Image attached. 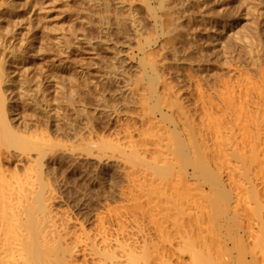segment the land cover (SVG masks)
Instances as JSON below:
<instances>
[{
    "label": "bare ground",
    "instance_id": "6f19581e",
    "mask_svg": "<svg viewBox=\"0 0 264 264\" xmlns=\"http://www.w3.org/2000/svg\"><path fill=\"white\" fill-rule=\"evenodd\" d=\"M40 1L0 0V264H264V59L255 54V47L246 46L249 49L241 58L244 68L233 54L226 57L223 51L225 55H221L219 35L237 39L231 19L220 24V31L209 28L212 54L218 57H214L215 67H220L221 73L216 75L212 64L207 65L209 61L204 65L203 56L200 60L192 56L201 48L187 44L186 37L190 38L182 30L190 0H175L171 7L172 0H114L112 18L106 0L102 4L89 0L94 8L103 6L110 14L96 11L91 15L104 37H99L100 45H112L110 38L106 39L111 36V21L118 35L127 37L124 49L121 51V46L113 53L114 61L125 66L110 67L102 77L121 86L126 103L140 110L135 118L130 115L132 125L126 121L125 126L123 120L129 119L121 118L122 112L116 114L108 104L110 109L104 112L109 122L105 121L107 128L103 126L102 131L115 123L132 130L123 128L121 141L98 136V143L92 146V135L107 134H99L101 131L89 123L80 130L70 123L68 113L43 108L36 97L41 91L38 79H31L39 83L29 90L16 79L20 74L34 77L29 75L31 64L24 56L27 51L35 56L38 50L29 46L16 28L9 31L1 25L33 29L39 13L48 24L49 12L60 0ZM193 1L201 10L213 4L212 0ZM70 2L62 0L64 19L71 22L76 14L72 7L70 10ZM137 6L143 7L154 25L152 37L144 35ZM257 6L249 8L264 24V11ZM122 9L128 15H123ZM71 28L70 37L83 40ZM59 37L53 40L54 46L64 61L72 60L74 43L64 37L62 44ZM181 69L186 72L181 74ZM166 72L175 77L168 78ZM28 76L24 82L29 83ZM90 80L85 79V90L89 82L97 87ZM61 83L62 89L57 90L63 92L67 84ZM71 101L63 104L72 107ZM21 104L30 106L29 112L25 110L29 114L26 120L23 112L22 116L18 112ZM28 123L40 128V133L30 132ZM52 133L56 138L65 135L67 141L81 142L67 146ZM84 133L91 141L84 140ZM111 173L117 180L115 186L105 185ZM71 175L78 177L72 180L77 186L72 185ZM70 185L80 191L85 186L88 191H79L82 215H78L80 210L78 214L69 210L66 193Z\"/></svg>",
    "mask_w": 264,
    "mask_h": 264
},
{
    "label": "rangeland",
    "instance_id": "374dc122",
    "mask_svg": "<svg viewBox=\"0 0 264 264\" xmlns=\"http://www.w3.org/2000/svg\"><path fill=\"white\" fill-rule=\"evenodd\" d=\"M38 1L41 2L40 0H38ZM60 1L55 2L58 5L56 4L57 6L55 5L54 6L55 8L52 9L53 11L58 10L57 12H53L52 10H50L53 13L52 12H49L50 13V16H52V17H50L51 19L48 21V24H47V22L45 23V21L42 19V16H41L42 14L41 15H39L40 13L39 14H36V18L34 19V22H33L34 23L33 26L34 25L35 26L33 27V29L30 28V29H32L30 32L27 31L29 28H21L19 26L14 27V24H12V23H10L11 25H9V23L2 24L1 25V26H3L4 29L6 28V30L8 28L9 31H13L14 28H16L17 30L16 29L15 30L18 31V32H20L21 33V36L23 38H25L27 41H29L28 42L29 43V46H31V45L33 47L36 46V48L38 50V53H39V54L37 53L35 56L32 55V54H31L32 55L31 56L28 51H27L28 53L25 52L26 55L24 53L25 60L27 62L30 61L28 64H31L30 65L31 66L30 67L31 68V71H30L31 73H29V75H32V77L34 76L33 78H29L30 76H28L26 74V76H28V78H29V79L27 78L29 80L28 81L29 83L24 82V79L26 78V76L24 74H22V76L20 74L21 78H19L20 76H18V77H16V79L17 80L19 79V81L21 80L20 83L23 85V87L21 85H20V87H22L25 90H29L30 87L32 85H34L33 83L36 84V83H39L40 82L39 84H40V87L41 88L39 86L38 87L41 89V91L39 90L40 93H37L36 97H38L41 100V101L40 100L39 101L41 102V105H42L43 108H49V109L59 108V109H61V111L65 112V114L68 113L66 115H68V119H69L70 123L73 124L75 127H77L80 130L84 128V124H88L89 123L88 125L94 126V129L97 128L99 130V132L101 131L99 133V132H97L98 130L96 129V132L97 133H99V134H103V133L107 134V135H97V136L96 135H92V137H91L92 138V142L91 143H93L92 146H96L95 143L96 144L98 143L97 141H99V139H100V138H98V136L99 137H102L103 139L108 140V141H111V140L112 141H116V140L118 141V140H120V138L122 140L123 136H125L124 135L125 134L124 129L127 128L129 130L130 127L129 128L128 127H125L124 128V126H123L122 128H120L116 123L114 124V126L113 125L109 126V123H108V126H109V129L108 130H110V131L106 130L107 133L102 131V130H104L103 128L105 126H106L105 129L107 128V123L106 122H109V120H107L109 116L106 114L107 113L106 110L108 111L110 108L111 109L114 108V111L117 110L115 112L116 114L117 113L120 114L122 112V114H120L121 118L124 117V115H125L126 118L129 119V120H123V121H125V123H126V121H127V123L130 122L129 124H131V125H132V123H131L132 121L130 119L131 118L130 115L133 114L132 115V118H135L134 116H136V112L140 113L139 112L140 110H139L138 107L132 106L131 104L126 103V101L128 100V98L126 97L125 93L122 92V90L119 89L121 86H118L119 87L118 88L116 86V84H114V83H113L114 85L107 83L106 81H104V78L102 76H103V74L108 73V69L110 67H115L118 64L120 65V66L118 65L120 68L123 67V66H125V65L122 66V64L117 63V62L114 61L115 60V57H114V54L113 53H117V51H119V48L121 46L122 47L120 48V50L122 51V49H124V47H125L124 44H126L125 42L127 41L126 40L127 37H123L121 35H118V33L116 31V28H114L115 26H113L112 21H111L110 26H109L111 28V29H109V31H110L109 35H111V36L110 37H107L106 39L109 40V38H110L109 42L111 41L112 42V45L110 43H109V45H106V46L105 45L104 46L103 45H100L98 43L99 42V39L100 38L104 39V37H102L100 35V31L99 30H98L99 32L97 31V29H98L97 28V25H96L97 19L94 18V17L92 18V16H91L92 13L93 14L99 13V14H105V15L106 14L107 15H110L111 14L112 16L110 15L109 18H112L113 15H114V13H115V12H113V11H115V2H114V0H106L108 2L109 7H110V8H108L110 14H108L109 13L108 10H107V13L103 11V9H104L103 6L97 5L96 7H99V8H96V7L94 8L92 5H90L91 4V1H89V0H71V2H70L71 3L70 4L71 6L69 5V8L72 7L73 10H74L73 11L74 12L73 15L76 14V15H74L76 17L73 16V18L71 19V22H72L71 23L69 21V19L67 21L64 19V16L66 15L65 14L66 13V8L63 9L64 8L63 7L64 6L63 5L64 3H62V0H60ZM102 1L103 0H99L100 4L103 3ZM172 1L168 4L170 7L173 6L175 4V2H176L175 0H172ZM218 1L219 0H212L211 2H213V4H211L209 7L203 8L201 10V8H198L199 6L197 7V5L195 4V2L193 0H190V3L192 5L190 4V6H188L187 13L185 15L186 18L183 17L182 18L183 20L181 19L182 21H184V22H182V25L183 26L181 25L182 30L184 28V32H185L186 36H188L191 39V40L190 39L187 40V37H186V41H188L187 44H190L191 43L192 45L191 44L190 45L193 46L194 48L195 47L201 48V49H198V51L199 50H200L199 52L202 51L201 53L203 54L202 55L201 53H199L197 51V52H195L197 54L194 55L195 54L194 53L192 56H194V57L197 56L196 58L199 59V60L201 59L202 56H203V58H205V60H207V58H208L207 62L202 58L204 60V63H205L204 65H206V63H208V61H209V63L207 65L210 66L212 64L210 66L211 70L214 71L215 74L217 73L216 75L221 74L220 73V70L218 69L220 67H217V68L215 67L216 66L215 64H217V59H215V58H218V57H216L217 54L215 52H214V54H212L213 53L212 52L213 49H212V44H210V43H212L213 33H211L210 29L211 30H216V29L219 28L218 31H220V28H221L220 24L221 23L223 24L224 21H226L228 19H231V21L233 22V26H234V29H235V33H236L235 38H237V39H227V38H224L223 36L221 37L222 34L219 35L220 40H221V43L223 41V43L221 45L222 47L220 48V50H222L221 55H225L224 52L227 53L226 55H228V54H231L232 55L233 54L234 60H236L235 62L240 63V64L242 63V66H243V63H244V62H242L243 59L241 61V58H243V54L246 55V50H247L248 47H250V46L253 47L254 46L255 47V52H256L255 54L258 53V55H261L260 57L263 60L264 59V57H263L264 56V24H262V22L259 23V21L255 17L256 16L255 13H253L254 11H252L249 8V6L252 8L253 4L255 6L258 4L257 7H260L261 11H264V5H263L264 4V0H241V1L240 0H220L219 2ZM223 2H225L226 4L223 3ZM240 2L243 3V4H241ZM82 3H83V5H82ZM259 3H261V4H259ZM87 5L90 6V7H88ZM111 5H113V6H111ZM220 6H222L223 9ZM82 7L83 8L85 7V8L83 9ZM72 8L70 9L71 11H72ZM215 8H217V9H215ZM247 8H249V9H247ZM86 9H88V10L85 11ZM81 10L83 11V13L85 11V13L83 14L81 12ZM214 10L216 12H214ZM88 11H89V13H88ZM135 11L137 12V15L139 16L140 20L142 21V25L144 26V31H145L144 32V35L146 37L148 35H149L148 37H152L151 35H154V30H155L154 29V25H153L152 21L150 19H148L147 15H146V12L143 10V7L137 6L136 9H135ZM189 11H191V12H189ZM202 11H203V13H200ZM217 11L220 12V13L218 14ZM121 12H122L123 15L124 14L128 15V11L126 9H122ZM37 16H38V18L41 16L40 17L41 19L39 18V20H38ZM203 16H205L203 18L204 19L203 22H205L206 25L202 22V17ZM73 19L74 20L76 19L77 22L74 21ZM205 19H206V21H205ZM35 20H36V22H35ZM41 20H42L43 23L41 22ZM69 25H72V28L74 27L73 30L76 31V32L74 31L75 32L74 34L77 35V37H79V38L80 37L83 38L84 41L83 40H79L77 42V40L75 41L73 39L72 35L70 37L71 31L70 30L68 31V29H70L71 27ZM6 26H8V27H6ZM68 26L70 28H68ZM205 28L206 29L208 28L207 29V32L205 31L206 30ZM10 29H12V30H10ZM19 29H21V30H19ZM208 30H209V32H208ZM209 33H211V34H209ZM58 36H60L59 38H61L62 44L65 43L64 37L67 38L68 40H70V43L71 44L74 43V44H72V46H73L72 54H71L72 56L70 57V59H72V60H69V61H71V63H68L69 61H67V62L64 61L65 58L63 59V56L60 53V51H58L57 50V47L54 46L53 40L55 39V37H58ZM192 39H194V40H192ZM9 40H12V39L9 38ZM230 40H232V41H230ZM247 43H248V45H246ZM113 44L114 45H117L118 44V45L117 46H114ZM257 44L260 46V48H258V51L261 54H259V52L257 51V47H258ZM100 46H102V47H100ZM108 46L109 47H112V49L111 48H108V50H107L106 47H108ZM187 46H189V45H187ZM191 46L189 48L187 47V49L185 47V49L188 50V49L192 48ZM246 46H248V47H246ZM113 47L114 48L116 47L117 49H114ZM244 48H246V49H244ZM225 49H228V50H225ZM109 50H110V52H109ZM112 50H114L115 52L112 51ZM227 51H229V53ZM119 54H121V53H119ZM210 55H213V56L210 57ZM231 55H228L226 57H230ZM240 55H242V56H240ZM206 56H207V58H206ZM237 57H239V58H237ZM239 59H240V61H238ZM244 59H245V57H244ZM68 65H71L72 71H71V69L69 70L70 66H68ZM244 65H245V63H244ZM56 66H59V68L58 67L56 68ZM245 67L247 68V66H245ZM126 68H128V67H126ZM183 68L186 69L187 66H185ZM78 69L80 71H78ZM81 69H83L82 71L84 72V75H83V72L81 71ZM182 69H181L180 72H181V74L182 73L184 74V70L185 69L183 70V72H182ZM44 70L46 71V73H45ZM187 70H188V68H187ZM85 71H87L88 73L85 72ZM128 71L131 74L133 73L132 70H128ZM72 72H74V73H72ZM185 72H186V70H185ZM47 73H51V74H47ZM169 73L170 72H166V74L168 75V78H172L173 79L175 77V74H173V76H172V74H169ZM85 74H86V76H85ZM88 74L90 76H88V78H86ZM63 75H64V77H62ZM78 75H79V78H78ZM46 76H48V77H46ZM56 76L57 77L59 76V77L57 78ZM65 76H66V78H68L67 79L68 81L66 80ZM71 76H74V77L69 78ZM98 76H99L100 79L98 78ZM60 77H61L62 83H61ZM89 77L91 79L90 81H93V82L95 81L97 83V84L95 83L97 85V87H96L97 89L95 88V85L93 83L91 84V82H89L90 83L89 89L88 88H87L88 90L87 89L86 90L84 89L83 86L85 85V79L86 80H89ZM81 78H83V79H81ZM31 79H34V80H37L38 79L37 81H39V82H37V81H33L32 82ZM102 79H103V81H102ZM53 80H55V81H53ZM76 80L78 82H76ZM50 81H52V82L50 83ZM58 82H59V84L61 83V85L64 84V83H66L67 84L66 87H65V84L63 85L66 89H67V87H70V88H68V89H70V95L68 94L69 93V90L68 89L67 90L65 89V91H64V87H63V92H62V90H61L62 87L59 86ZM67 82H69L70 84L67 83ZM74 82H76V83H74ZM81 82H84V83H81ZM75 86L78 87V88L76 89ZM59 87L61 88L60 89L61 91L60 90H57V88H59ZM82 89H83V91H80ZM89 90H90V92H89ZM87 91L89 92V94L87 93ZM82 92H85L87 94H84ZM74 93L75 94L77 93L78 95L80 93L81 95H79V97H81L83 95L85 97L79 98V97H77V94L75 95ZM68 95H69V97H67ZM65 98H66V101H65ZM95 98H97V99H95ZM67 100L68 101H71L72 100L71 101V102H73L72 103L73 104L72 107H73V110H75V111H76V108H77V111L76 112H74L73 110H71L72 107H67L66 104H63V102H67ZM81 102H83V104ZM86 102H87V104H86ZM76 103H78V104H76ZM122 104H124V105H122ZM24 105H23V107H22V104H21V106L19 105L18 112H19V115L21 114L20 116H22V113H20V112H23L24 115L22 117L25 116V120H26V119H28L26 117L29 115L28 112L30 110H28V108H30V106H29V104H28V106L26 104L25 105V108H24ZM107 105L110 108H108ZM101 107H103V111H102V108ZM104 107H107V108H104ZM84 108H85V112L87 114L85 112L83 113ZM115 108H117V109H115ZM25 110H27L28 112L25 111ZM79 110H81V111H79ZM104 110H105L106 113L104 112ZM126 110L129 111V112H127ZM131 110H132V112H131ZM79 112H82L83 115L80 113L82 115V117L79 116L80 115ZM76 114H77L78 117H75ZM22 117H20V118H22ZM85 118H86V120H85ZM22 120H24V118ZM87 120L88 121L90 120L91 122L90 121L87 122ZM31 121H29V122H31ZM44 121L45 120L43 119L42 122H41L43 125H45L43 123ZM125 123H123V124H125ZM127 123L125 124V126L126 125L128 126ZM110 124H113V123L111 122ZM33 125L35 126V124H33ZM33 125H32V123H31V125L29 124L30 127L32 126V130H30V132L40 133V128H36L35 129V127ZM80 126H81V128H80ZM112 128H114V129H112ZM44 129L45 128L43 127V130ZM121 129H122V131H121ZM130 130H132V128ZM123 131H124V133H123ZM44 132H45V130H44ZM111 133H112V135H111ZM52 134L56 135L55 133H52ZM84 134L86 135V133H84ZM83 135H78V138L82 137ZM85 135L83 136V138L85 137L84 140L88 141L90 138L86 139V137H89L90 135L89 136H87V135L85 136ZM135 135H134V138L137 139L138 136L137 135L135 136ZM64 136L65 135H63V136L60 135L58 137L59 138L58 139V138H56L57 137V135H56L55 136V139H58V141H60V143H64L65 145L68 143L67 146H70L69 144L74 145V147L77 146V144H79L81 142L80 139L78 141H75V140H73L71 138L70 139L68 138V141H67V138H65L66 136L65 137ZM90 141H91V139H90ZM106 177H108V178H106L107 183H105V185L106 184L111 185V186H115L116 185V181L117 180L115 179L116 177H114L113 173H111L110 176L107 175ZM70 178H71L70 181L72 182V180L74 178H78V177L77 176L75 177L74 175H71ZM74 180H77V179H74ZM75 183H76V181L75 182L73 181L72 182V185L73 186H75V185L77 186V184H75ZM80 183H79V185H80ZM72 185H70V187H69L70 188V190H68L69 192L66 193V201H68L67 202V205L69 206V208L71 207L70 209L69 208L68 209L70 211H72L74 214H78V212L80 210L79 209V204L80 203H79L78 199H80V197H81V196L79 197V194H80V192L81 193H84V191H85V193H86L88 191H86L85 186L84 187L81 186V188H80L81 191H80L79 188L77 190V187L74 188ZM82 188H83V190L84 189L85 190L82 191ZM91 188L93 189V187H91ZM77 195H78V197L76 198ZM81 199H83V198L81 197ZM73 204L77 205L78 207L76 208V206L73 205ZM82 213H81V210H80V212H79L78 215H82Z\"/></svg>",
    "mask_w": 264,
    "mask_h": 264
}]
</instances>
